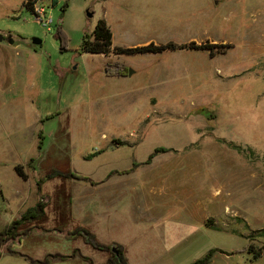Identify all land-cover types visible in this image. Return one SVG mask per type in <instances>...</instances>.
I'll return each instance as SVG.
<instances>
[{"label": "rangeland", "instance_id": "rangeland-1", "mask_svg": "<svg viewBox=\"0 0 264 264\" xmlns=\"http://www.w3.org/2000/svg\"><path fill=\"white\" fill-rule=\"evenodd\" d=\"M26 1L0 0V32L14 37L0 40V230L46 201L37 182L54 169L100 177L138 162L140 170L123 178L125 190L140 188L149 170L171 163L172 252L162 238L148 250L135 247V234L149 221L135 223L143 210L130 203L137 190L123 193L127 210L112 220L104 213L95 223L97 238L130 245L134 264L142 257L189 264L211 247L219 249L209 264H264V0H175L173 11L172 0L164 7L151 0H121L120 6L119 0H31L44 8L40 15ZM101 18L114 45H232L215 54L201 47L85 50L83 39ZM109 63H123L128 72L108 74ZM157 146L168 149L144 162ZM53 177L47 186L60 198H78L73 210L87 220L89 180ZM31 222L19 230L28 232ZM27 232L0 245V264H30L20 254L34 255L44 238ZM73 240L56 243L66 250ZM83 248L95 261L112 254L92 244Z\"/></svg>", "mask_w": 264, "mask_h": 264}, {"label": "crops", "instance_id": "crops-1", "mask_svg": "<svg viewBox=\"0 0 264 264\" xmlns=\"http://www.w3.org/2000/svg\"><path fill=\"white\" fill-rule=\"evenodd\" d=\"M151 1H153V3L156 2L164 7L163 5L165 3V0ZM183 1H185L183 5L187 3V0ZM195 1L197 0H189L188 3L193 4ZM117 4L118 6H120V4H122L121 0H119ZM175 4L176 1L172 0V11L174 10ZM170 165L167 169L166 167H164L160 169L149 170L146 173V176L144 175V180L141 187H137V189H135L136 186H129L128 189L126 188L125 190H123L122 185L126 187L128 181L126 183H123L122 181L123 178H128L129 176L135 174V172L140 170L141 166L139 165L128 172H113L110 174L111 170L128 168L111 167L107 171L105 176H91L95 180H97V182L92 183L85 180L87 182V184H85V188L88 189V193L85 196L86 199H84V204L88 209L85 216L87 217V220H83L82 217L80 218L78 216V212H75L76 210H73V208L77 205V202L79 200L78 198L72 197L70 195L66 199L58 197L57 193L47 186L48 181L54 180L55 177L46 180L40 189L42 193L41 196H44L47 202L45 215L42 218L31 222L28 226L29 231L27 232V234H29L30 236H32L33 234H37L39 236H42L45 240L43 239L42 242L39 243L36 248L37 252L34 255L30 254L31 252L22 253L29 254L34 258L42 259L48 253L60 252L69 254L73 251V249L79 248L83 254L90 256L86 253V250H84V248L82 249V247H84V244L88 245L90 243L86 242L82 237H67L65 233L66 230L78 225H83L96 233L94 225H96V222H100V219L104 213L107 215V219H111L109 217H112L115 213H123L124 210L128 209L129 203L127 200L123 201V193L127 194L130 190L139 191L140 196L137 200H132L131 202H129L133 205V207L137 209H143L141 211V217L135 218V223H138L139 220L145 218L149 219L148 224L145 225L141 231H137V233L135 234V247L139 246L144 250H148L152 246V243L156 238H162L168 251L172 252V211L170 210H172V196L174 195L172 193V166ZM160 170L163 171L160 172ZM146 179L147 183L145 184L144 181ZM167 181H169V183H167ZM165 213H168V216H166ZM90 222L94 223L93 226L92 224H90ZM135 223L132 224L133 227H136ZM66 238L79 240L80 242H82V244L78 241L77 244H80L81 246H77L75 245V241L73 240L70 242L68 249L61 250L58 246L59 244L56 243V240L62 241ZM19 241H22L21 238L19 239ZM99 241L103 242L101 240ZM116 242L124 245L129 262L131 264H134L132 258L130 257V245L123 243L122 241L115 238L104 243L109 244ZM20 255L22 256L23 254ZM79 260H84L86 262L88 261L87 259L79 255H75L67 258H54L50 264H77V262L80 263ZM93 261L95 264H103L106 262L95 261L94 259ZM140 262L141 264L152 263L151 260L148 261V259H143V257L140 258ZM30 264L32 263L30 262ZM88 264L91 263L89 262Z\"/></svg>", "mask_w": 264, "mask_h": 264}, {"label": "trees", "instance_id": "trees-1", "mask_svg": "<svg viewBox=\"0 0 264 264\" xmlns=\"http://www.w3.org/2000/svg\"><path fill=\"white\" fill-rule=\"evenodd\" d=\"M31 0L26 1V5L31 7L34 10V6L32 5ZM231 42H209L202 41L197 42L196 40H191L183 43H177L175 41H169L166 43H157L155 41H151L149 43L140 44L136 46H121L113 44V32L108 25L107 21L103 18L99 19L95 29L92 33H87L83 39V48L89 51L96 52H104L106 54L114 51L116 53H135V52H159L165 49H177V48H193V47H201V48H209L211 54H215V50L224 51L227 47L231 46ZM217 47V49H215ZM222 48V50H221ZM224 48V49H223ZM106 70L108 74H126L128 72V67L123 63H116L115 65L110 66V63L107 65ZM168 147L166 146H157L148 156V158L144 162H149L152 157L161 150H166ZM91 155V154H90ZM89 155V156H90ZM138 162H134L131 167L126 169H114L110 171V174L113 172H128L133 170L137 166ZM19 174L23 177H27V173L25 172L23 166L21 164L16 166ZM57 174H69L72 176H76L78 178L86 179L91 182H96L89 175L77 173V172H68L65 173L61 170L54 169L50 173L42 176L38 179L37 185L38 188H41L42 183L50 177H53ZM46 204L47 202L44 199H39L34 205L30 206L27 210H25L20 217L13 219L10 223L6 224L2 230H0V245H2L7 239L15 238L20 234H24L27 230H19V226L24 222H31L37 219L42 218L46 212ZM78 235H82L84 240L94 247L103 249V250H111L112 254L109 256L107 261L103 264H131L129 262L128 256L126 254V249L123 244L116 242L113 244H108L104 242H100L96 236V234L89 228L85 226H78L75 229L69 231L67 233L68 237H75ZM253 247V244L250 245V248ZM218 247L209 248L206 253L202 256L195 258L189 264H209L211 258ZM260 248V251L261 252ZM13 252V251H12ZM3 251L0 249V257L2 256ZM81 255V257L87 259L91 264H95L93 259L83 254L79 248H75L74 251L70 254H63L60 252L48 253L44 258L38 259L30 256L29 254L23 253V255L30 260L32 264H50L54 258H67L70 256Z\"/></svg>", "mask_w": 264, "mask_h": 264}, {"label": "water", "instance_id": "water-1", "mask_svg": "<svg viewBox=\"0 0 264 264\" xmlns=\"http://www.w3.org/2000/svg\"><path fill=\"white\" fill-rule=\"evenodd\" d=\"M92 11H88V15H92ZM4 39V33H1L0 32V40H3ZM8 40L10 42H13L14 41V37L12 36V34H10V36L8 37ZM33 42L34 43H41L42 42V38L41 37H38V36H34L33 37ZM133 69H129V73H132Z\"/></svg>", "mask_w": 264, "mask_h": 264}, {"label": "built area", "instance_id": "built-area-1", "mask_svg": "<svg viewBox=\"0 0 264 264\" xmlns=\"http://www.w3.org/2000/svg\"><path fill=\"white\" fill-rule=\"evenodd\" d=\"M41 10H44V8L41 9V7H34V11H36L38 13V15L42 14V11Z\"/></svg>", "mask_w": 264, "mask_h": 264}, {"label": "flooded vegetation", "instance_id": "flooded-vegetation-1", "mask_svg": "<svg viewBox=\"0 0 264 264\" xmlns=\"http://www.w3.org/2000/svg\"><path fill=\"white\" fill-rule=\"evenodd\" d=\"M10 35H6V34H4V39H7L8 40V37H9ZM3 39V40H4Z\"/></svg>", "mask_w": 264, "mask_h": 264}]
</instances>
